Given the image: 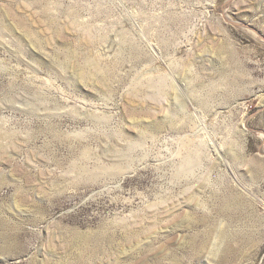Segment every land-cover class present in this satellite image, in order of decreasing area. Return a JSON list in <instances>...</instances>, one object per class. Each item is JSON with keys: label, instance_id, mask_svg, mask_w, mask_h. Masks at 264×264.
Returning <instances> with one entry per match:
<instances>
[{"label": "rangeland", "instance_id": "obj_1", "mask_svg": "<svg viewBox=\"0 0 264 264\" xmlns=\"http://www.w3.org/2000/svg\"><path fill=\"white\" fill-rule=\"evenodd\" d=\"M0 264H264V0H0Z\"/></svg>", "mask_w": 264, "mask_h": 264}]
</instances>
